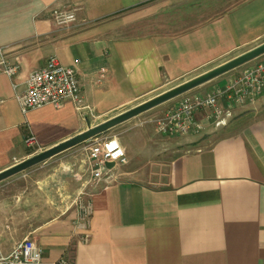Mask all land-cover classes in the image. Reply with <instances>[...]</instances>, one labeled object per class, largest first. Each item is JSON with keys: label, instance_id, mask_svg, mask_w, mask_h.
<instances>
[{"label": "crops", "instance_id": "crops-1", "mask_svg": "<svg viewBox=\"0 0 264 264\" xmlns=\"http://www.w3.org/2000/svg\"><path fill=\"white\" fill-rule=\"evenodd\" d=\"M69 8H77V20L58 25L53 11ZM142 8L149 17L167 14L161 24L168 30L128 35L125 17ZM180 22L188 24L179 28ZM258 41L264 0H0V47L20 64L15 77L0 73V172ZM51 55L76 67L85 107L67 100L25 114L16 94ZM263 58L211 79L174 106L225 88ZM219 105L227 123L217 125L212 109H202L199 131L160 133L152 120L165 111L139 126L127 120L113 127L127 163L108 166L101 179L93 177L86 146L81 166L62 167L34 191L1 196L0 257L29 238L42 249L38 264L65 255L72 264H264V93L244 105H231L223 94ZM29 135L37 139L33 152ZM130 139L140 142L138 154ZM156 155L164 160L151 161ZM80 200L92 206L89 227L82 225Z\"/></svg>", "mask_w": 264, "mask_h": 264}, {"label": "built area", "instance_id": "built-area-1", "mask_svg": "<svg viewBox=\"0 0 264 264\" xmlns=\"http://www.w3.org/2000/svg\"><path fill=\"white\" fill-rule=\"evenodd\" d=\"M53 17L58 25H70L77 20V8L64 10L55 9ZM4 48L0 47V73L9 77H15L20 71L19 63L10 62L4 54ZM264 93V58L244 70L228 83L225 88L214 90L208 95L187 96L179 104L168 108L162 115L153 119L157 130L166 135L176 133H189L201 130L196 122V114L199 110L211 108L209 118L217 125L226 124L224 111L219 105V97L225 95L231 105H244L256 100ZM23 113L47 105L60 108L64 102L71 100L82 109V90L75 66L64 64L56 55H51L46 63L29 73L26 86L23 91L16 94ZM231 115L230 111L225 112ZM143 124V122H141ZM29 147H38L35 136L26 138ZM89 157L93 166V177L101 179L109 171L108 164L127 163L125 149L119 139L113 136L94 137L87 140ZM82 225L89 227V218L92 214L90 203L78 202ZM82 241L88 242L90 234L82 235ZM43 260L41 247L33 240L26 238L19 243L10 254L0 257V264H38ZM55 264H72L70 258L60 257Z\"/></svg>", "mask_w": 264, "mask_h": 264}, {"label": "rangeland", "instance_id": "rangeland-1", "mask_svg": "<svg viewBox=\"0 0 264 264\" xmlns=\"http://www.w3.org/2000/svg\"><path fill=\"white\" fill-rule=\"evenodd\" d=\"M178 14L177 10L172 11L168 16L170 19H173L174 17H176V15ZM181 14V13H180ZM165 16H167V14L163 15V14H158L156 17L154 16H150L149 17V8H142L140 10H135L133 12H130L125 18L126 21H123L124 23H126L128 26H130V29L128 30L127 34L128 35H143L146 33H149L150 30H154V29H165L166 26H162L161 21L165 18ZM177 18V17H176ZM181 20V19H179ZM187 21V19H185ZM176 21V20H175ZM157 22V24H155ZM188 23H179L177 26L180 27H185V25H187ZM172 25V23H170V26ZM168 30V29H165ZM263 42L258 41L255 43L250 44L249 48H246L247 51L248 49L251 50L261 44H263ZM245 51V49L239 50L236 53ZM245 53V52H244ZM243 54V53H242ZM241 55V54H240ZM239 56V55H238ZM263 56V55H262ZM237 57V56H235ZM234 57V58H235ZM233 59V58H232ZM231 60V59H230ZM229 61V60H228ZM227 62V61H226ZM224 62V63H226ZM223 64V63H222ZM249 64H253V63H249ZM243 67L240 66L236 69V71H232V72H238L242 69ZM207 72V71H206ZM204 72H198L195 74H192L186 78H183L182 81H176V82H166L159 90L155 91L153 93V95L148 96L146 98H142L139 99L138 102L143 103V101H147V98L151 97H156L158 94L163 93L165 91H168L170 89H172L173 87H176L190 79H193L196 76H199L201 74H203ZM179 82H181L180 84H178ZM178 84V85H175ZM208 83H204L202 85H199L187 92H184L176 97H173L149 110H146L144 112H142L141 114L129 119L127 121V126L132 127L134 125L139 126L141 124V122L145 121V119H147L150 116H157V113L159 111H166L168 108L174 106V104L177 102L176 100L181 99L182 97H184L186 94L187 95H192L193 93H197L199 88H203V86H205ZM149 100V99H148ZM137 104V105H139ZM136 105V106H137ZM164 108V109H162ZM118 126L121 125H117V127L114 128H118ZM153 126L152 124H149V127ZM111 129L110 131L107 130L106 132H104L103 134L99 135L101 136H107V135H113L114 130L115 129ZM141 127H137L135 128V131H138ZM162 140H164V138H162ZM130 144L132 146V152L133 153H137L139 152L140 149V142L134 141L132 139H130ZM86 146H87V141L83 142L81 144H78L75 147H72L66 151H63L39 164H36L20 173H17L3 181L0 182V198L1 196H5L7 194L10 193H22L25 191H34V189H39L37 182H39L41 179H45L47 176L51 175V174H55L57 172H59V170H61L62 167L67 166L70 163L75 164L76 167H79L83 164V161L85 159L88 158L87 156V150H86ZM171 145H169L167 148H170ZM36 147H33L31 149L33 150H29L28 152H33L35 150ZM44 150L39 151L42 152ZM35 154H37V152H34ZM33 154V155H35ZM32 155V156H33ZM164 159L162 158L161 155H156L151 161H158L161 162ZM40 186V185H39ZM44 193V192H43ZM49 199V197H48Z\"/></svg>", "mask_w": 264, "mask_h": 264}, {"label": "water", "instance_id": "water-1", "mask_svg": "<svg viewBox=\"0 0 264 264\" xmlns=\"http://www.w3.org/2000/svg\"><path fill=\"white\" fill-rule=\"evenodd\" d=\"M263 54H264V43L229 60L226 63H223L199 76L194 77L193 79H190L176 87H173L172 89L165 91L157 95L156 97H153L133 108H130L100 124H97L95 126H90L87 130L15 164L14 166L0 172V182L36 164H39L63 151H66L78 144L86 142L91 138L97 137L103 134L104 132H106L107 130H110L111 128L117 126L118 124H121L141 114L142 112L149 110L173 97H176L199 85H202L219 75H222L243 64H246L252 61L253 59L262 56ZM108 166L112 167L114 166V164L110 163L108 164Z\"/></svg>", "mask_w": 264, "mask_h": 264}]
</instances>
